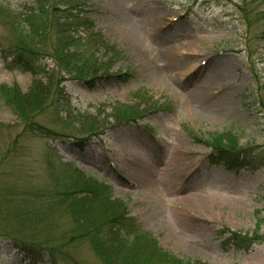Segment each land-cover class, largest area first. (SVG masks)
<instances>
[{
  "label": "rangeland",
  "instance_id": "1",
  "mask_svg": "<svg viewBox=\"0 0 264 264\" xmlns=\"http://www.w3.org/2000/svg\"><path fill=\"white\" fill-rule=\"evenodd\" d=\"M50 1L62 8L70 0ZM36 3L0 0V264H26L5 242L13 228L1 230L18 222L9 218L20 208L11 190L50 188L56 178L69 179L74 167L111 186L112 196L127 202L130 216L168 254L214 264H264V0H87L83 11L94 20V32L125 56L112 71H125L131 79L111 76L88 84L59 73L55 61L41 56L62 91L55 85L48 91L30 126L7 94L13 87L27 92L41 77L17 67L27 52L12 49L22 43L31 52V41H21L15 31L12 10ZM124 13L133 18L131 25ZM129 32L139 41L126 36ZM52 46L49 39L40 51ZM78 46L104 52L94 41ZM140 103L149 111L139 122L110 120L105 133L90 140L82 134L90 129L76 123L80 114L106 120L113 106ZM227 130L239 136L238 150L246 151L251 167L212 164L211 146L195 138ZM152 162L159 178L180 162L189 174L170 196L159 198L144 174ZM212 190L241 203L234 208L215 200L191 215L179 209L177 200L186 192ZM40 220L35 240L57 250L61 264H105L64 207Z\"/></svg>",
  "mask_w": 264,
  "mask_h": 264
},
{
  "label": "trees",
  "instance_id": "2",
  "mask_svg": "<svg viewBox=\"0 0 264 264\" xmlns=\"http://www.w3.org/2000/svg\"><path fill=\"white\" fill-rule=\"evenodd\" d=\"M83 4L85 0H70L61 8L50 0H37L36 5L25 10V17H23L25 11L17 12L9 9L17 16V20L13 21L21 41L27 44L31 41V52L22 43L16 44L12 49L15 48L17 52H27V57L19 58L20 65L31 70L34 76H41L33 82L27 92H22L17 87L10 88V92L8 89L9 102L16 108V112L27 123L26 125L33 126L36 123L33 116L38 109L46 105L48 91L54 85L61 90L58 87L60 84L56 79L57 74L39 57L48 56L59 66V73L64 71L70 78L83 80L89 84L108 75L113 65L120 59L113 45H105L101 42L99 47L104 48L102 55H99L96 49L89 53L88 50L78 46L82 45L84 39L88 44L93 41L95 44L98 43L95 38L93 39L92 32L86 33V37L78 33L81 26L93 27L91 19L79 10V6ZM2 10L6 13L7 8ZM0 15L3 16L2 13ZM42 38H44L43 43ZM49 39L53 40L54 46L40 51L41 46H46ZM34 52L39 54L33 55ZM142 105L140 103L136 106L126 104L113 106V111L106 120L80 114L76 123L81 125L83 130L84 127L90 129L82 132V134L86 133L85 138L89 139L104 133L103 131L109 127L110 120L115 124L141 119L149 111L141 108ZM74 128L81 130L79 127ZM47 131L50 132L48 129ZM209 135V139L205 142L215 152V155L209 158L215 163H229L227 164L229 166L241 163L238 161V154L234 152L238 150L237 142L239 143V138L234 136L235 134L218 132ZM71 171L69 179L56 178L50 188L36 191L14 188L11 190L10 195L18 198L15 199L20 204V208L13 210L9 218L18 222H6L7 224L1 228L6 232L8 228H13L12 233L4 235L10 251L16 250L17 254L22 255L23 259L29 260L31 264L41 262L61 264L63 257L59 256L54 248L36 241L33 229L40 223L42 215L64 207L75 223L82 227L79 236L89 238L92 248L105 264H212L200 260L181 259L168 254L157 245V239L146 233L142 225L129 215L126 202L112 196L111 189L104 182L84 175L85 173L78 168L74 167ZM37 198L42 199L38 201ZM21 233H24V238H20ZM241 238L245 239V237Z\"/></svg>",
  "mask_w": 264,
  "mask_h": 264
},
{
  "label": "bare ground",
  "instance_id": "3",
  "mask_svg": "<svg viewBox=\"0 0 264 264\" xmlns=\"http://www.w3.org/2000/svg\"><path fill=\"white\" fill-rule=\"evenodd\" d=\"M124 15H126L124 17L125 22L131 25V23H133V18L127 15V13H124ZM126 36H128L131 39H135L136 41H139V38H137L135 32H129ZM163 82H165V80ZM196 96H198V94ZM193 110L195 114H198L199 116H204L203 112L197 109H193ZM133 146H137V144ZM184 169L186 170L185 165H183V163L180 162L178 166L174 167V169L170 171H166L163 178H159L157 177L158 171H156L157 169L155 168V165L148 164V167H146L147 173L144 174H145V178L148 177L147 182H148L149 191L152 192L153 195L156 194V196L159 198L160 196L161 197L170 196L172 193L171 192L172 187L173 186L178 187L181 180H183L182 177L189 174L188 170L184 172L183 171ZM133 184L135 185L137 183L134 181ZM225 194L226 193H223L222 191L218 192V190L217 192H215V190H212L210 193H206V194L201 191H188L180 196V198L177 200V204L179 209L188 215H191V213H193V211L195 210H205V208H207L208 205H212L213 201L215 200H216L215 202H227V203L230 202L232 207L237 208L238 205L241 203V199L239 198L234 200L231 199L230 197L228 198ZM208 257L210 259H213V256H208Z\"/></svg>",
  "mask_w": 264,
  "mask_h": 264
}]
</instances>
